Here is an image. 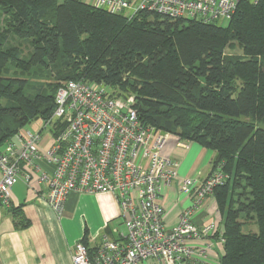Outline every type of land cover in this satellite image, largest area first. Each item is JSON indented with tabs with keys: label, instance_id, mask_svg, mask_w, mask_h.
<instances>
[{
	"label": "trees",
	"instance_id": "1",
	"mask_svg": "<svg viewBox=\"0 0 264 264\" xmlns=\"http://www.w3.org/2000/svg\"><path fill=\"white\" fill-rule=\"evenodd\" d=\"M1 18L0 146L53 111L54 94L25 95L33 67L134 95L142 123L212 150V168L227 175L213 192L223 218L217 264H264V0L240 2L226 24L127 17L82 0H0ZM249 220L256 231L243 232Z\"/></svg>",
	"mask_w": 264,
	"mask_h": 264
},
{
	"label": "built area",
	"instance_id": "2",
	"mask_svg": "<svg viewBox=\"0 0 264 264\" xmlns=\"http://www.w3.org/2000/svg\"><path fill=\"white\" fill-rule=\"evenodd\" d=\"M242 1L255 5L260 0H93L92 6L127 17L147 12L223 24L234 17ZM134 102V95L118 96L96 82L60 84L52 116L61 128L52 132L50 122L41 119L34 129L24 127L0 146V206L9 205L14 183L27 182L36 173L45 186L42 197L56 212L73 191L110 193L119 206L125 230L117 237L102 232L96 244L79 238L72 264H140L146 259L184 264L210 259L208 238L215 232V221L197 226L190 216L227 175L218 165L203 180L182 178L178 190L191 195L193 205L166 227L158 195L162 183L176 180L178 162L162 154L170 133L142 123ZM45 132L51 138L44 149L40 143Z\"/></svg>",
	"mask_w": 264,
	"mask_h": 264
},
{
	"label": "crops",
	"instance_id": "3",
	"mask_svg": "<svg viewBox=\"0 0 264 264\" xmlns=\"http://www.w3.org/2000/svg\"><path fill=\"white\" fill-rule=\"evenodd\" d=\"M91 4L93 0H82ZM48 135L43 134L41 147L47 148ZM169 135L162 154L178 162L176 180L161 184V203L166 227L178 222L181 211L191 208L192 196L178 190V182L186 177L205 179L212 168L214 152L196 142L184 141ZM45 186L38 182L37 174L14 183L10 190V203L0 206V264H72L71 256L75 242L84 236L96 244L102 229L110 236L119 232L112 224L120 217V209L113 195L102 193L70 192L60 212L53 210L41 192ZM200 226L209 220L215 221V232L208 238L211 243V258H195L184 264H217L223 254V218L213 195H208L199 209L190 216ZM123 232V231H122ZM92 242L90 243L92 245ZM204 241H190L202 243ZM215 256V257H213ZM140 264H160L152 259Z\"/></svg>",
	"mask_w": 264,
	"mask_h": 264
},
{
	"label": "rangeland",
	"instance_id": "4",
	"mask_svg": "<svg viewBox=\"0 0 264 264\" xmlns=\"http://www.w3.org/2000/svg\"><path fill=\"white\" fill-rule=\"evenodd\" d=\"M1 20H2V18L0 19V26L2 27L3 25H2ZM226 23H227L226 21L223 22V24H226ZM9 42H12V44L20 43V45L23 49L27 45V42L25 40H18L16 37H11L9 39ZM225 51L229 52V53H231V52L232 53H240V50L237 47H235L233 49L231 47H226ZM33 68H34L33 72L29 76L26 77L27 84L24 88L25 95H27L31 98H33L35 96V94L40 90H43V92L47 95H49V93H50L53 96L54 89H55L56 85L59 86L60 84L64 83L65 81L69 80V79H67V80L66 79H56V71L58 69L41 68V67H33ZM53 87H54V89H53ZM112 92L119 95L116 89L112 88ZM42 120H47L50 122L49 128L52 132H57L61 128V124L52 116V113L50 115H48V117H46L45 119H42ZM38 125H39V120H36L35 122H33L29 125H26L25 128L34 129ZM258 125H259V127L264 129V122L258 123ZM45 134L50 135L49 132H45ZM50 138L51 137H49V136L46 137V139L48 141H50ZM98 193H102V192H98ZM107 194H110V193H107ZM241 220L244 221L243 218ZM113 227H115L119 232H122L125 230V225H124L122 219H118L117 221H115L112 224L111 229H113ZM248 230L256 231V225L251 220L244 222V224L242 226L243 232H246ZM102 232L108 233L105 229H102V231L100 233H102ZM111 237H113V236H111ZM98 240H99V238H97V241Z\"/></svg>",
	"mask_w": 264,
	"mask_h": 264
}]
</instances>
